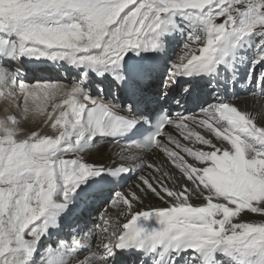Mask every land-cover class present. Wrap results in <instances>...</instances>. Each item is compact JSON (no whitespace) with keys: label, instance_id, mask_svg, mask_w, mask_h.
I'll use <instances>...</instances> for the list:
<instances>
[{"label":"snow or ice","instance_id":"obj_1","mask_svg":"<svg viewBox=\"0 0 264 264\" xmlns=\"http://www.w3.org/2000/svg\"><path fill=\"white\" fill-rule=\"evenodd\" d=\"M174 30L186 31L187 38L165 88L180 76L208 75L211 83L223 71L232 73L231 83L234 57L251 47L247 82L255 85L254 98L259 89L264 107V70H258L264 69V0H0V86L18 88L24 114L43 111L41 103L57 93L66 96L46 114L56 135L21 136L15 117L0 119V264H36L42 248L40 264H119L129 249L151 264H264V113L217 99L175 118L165 111L153 124L134 100L117 103L85 87L90 71L108 74L131 99L142 72L124 57L163 50L164 37ZM22 59L83 71L70 87L17 84L20 74L10 64ZM145 125L152 130L137 138ZM104 137L124 142L119 160L86 162L81 154ZM152 149L179 170L180 179L150 164L153 173L139 176L135 188L164 206L137 209L142 200L136 191H116L109 203L124 206V222L101 213L103 227H73L82 185L132 172L126 162ZM65 227L67 238L58 235L43 247Z\"/></svg>","mask_w":264,"mask_h":264},{"label":"bare ground","instance_id":"obj_2","mask_svg":"<svg viewBox=\"0 0 264 264\" xmlns=\"http://www.w3.org/2000/svg\"><path fill=\"white\" fill-rule=\"evenodd\" d=\"M177 31V30H176ZM174 34V31L169 32L168 34H166V36L164 38H168L171 37V35ZM173 39H175V37H171ZM178 40V39H177ZM184 44V43H183ZM183 44H181V48L183 46ZM250 50L246 49H241L240 50V54L237 57H234L233 59V63L236 64L237 67V74H238V70H243L245 69V62L246 60H250L251 56H252V48L249 47ZM182 52V50H180V53ZM156 55L159 57V59H162V61L160 62L161 65V74L164 72L165 70V64L170 63V61H168L169 57L167 56V53L165 52V49L163 48V50H157V51H141L139 54H137V52L135 51H129L126 56L124 57V60L127 62L128 65H130L133 60L136 61H142L140 56H144L145 58L147 56H153ZM172 56H174L173 61H176L177 58L180 56L179 52L178 53H174L172 54ZM247 56V57H246ZM239 59V60H238ZM230 77H232V73H229ZM69 77V75H68ZM243 78V76H242ZM71 86V85H70ZM61 99L58 103L62 102V99L66 98L65 95L60 94ZM3 100H5L6 102L3 101L4 104H0V112L1 110H3V113H5L3 107H6V105H8L9 108H12L13 111L16 112V105L19 104L20 106V110H23V105L20 104V102H16L15 103V98L11 97V96H5L4 98H2ZM48 99L46 101H44L43 103H41V108L43 109V111L41 112H35L38 113V116L35 115V113H31L35 118L31 121L34 122V124H30L31 122L26 121V118L28 117L29 114H24L21 113L20 115V119H24V121L21 123L20 125V119H19V132L21 133V136H26V135H30L32 132H37L41 135H56L58 134L57 129H53L51 128V126L47 123H45V119H46V114L48 112L51 111L52 108V104L49 103L47 104ZM236 102V101H235ZM15 103V104H13ZM239 108L241 109H245L248 111H254L255 113L258 114V116L261 113H264V107H261V104L259 102L258 97L256 98H249L243 101H239V105H237ZM45 107V108H44ZM48 111V112H46ZM58 114V113H57ZM26 116V117H25ZM7 116H0V119H4ZM25 125V126H23ZM26 125H29V127ZM21 126H23V128H27V134H23L21 131ZM170 134L177 136L178 138L182 139L181 137H179V133L177 132V130L174 127L170 128ZM198 131H201L202 134L203 130L202 129H197ZM165 142H167V139L165 140ZM184 143H187V141H183ZM189 146L190 147H201L198 144H192L190 142ZM124 147V145L122 144H113L110 141H107V143H98L96 142L95 147H93L92 149L88 150L85 153H82V157L83 159L88 162V163H104V164H111L113 160H119L118 154L121 152V148ZM126 150V149H125ZM205 150H207L205 148ZM136 155L139 157V159L135 160V161H127L126 163L131 164L134 166V170L132 172H129L126 175H123L117 179H110L108 178L106 181L103 182V184H105L107 186V194H114V191H124L127 192L129 189L136 191L137 195H139L141 197L142 200V204H137L136 207L137 209H139L140 207H148L149 205H154V206H158L159 204H163V201L158 200L156 197L150 195V194H144L141 193L139 191V189L135 188V185L139 183L138 177L141 175H150L153 173V169L148 167V165L150 164H155L158 166H162L165 170L172 172L177 180L180 179V173L179 170L175 169L174 165H172L170 163V161H168L166 159V157L164 156V154L158 153L157 150H154L152 152L146 153L143 151H139L136 153ZM147 157L145 160L144 158ZM66 158H73V154H70L68 157ZM189 160H191V158H188ZM94 184H92L91 186L88 185H82L81 187L85 189V191H89V189L93 186ZM84 191V192H85ZM83 192V193H84ZM90 199V194L89 192H86L84 196H82V193L80 195H78L76 198H74V205H81L83 202L88 201ZM106 201H103V204H105ZM110 205H108L109 207ZM160 206H164V205H160ZM125 216H122V220H124ZM252 219L255 220H259L260 217L256 216V217H252ZM111 220L113 222H115V220H113L111 218ZM124 222V221H123ZM122 223V222H121ZM76 227V225L74 226ZM54 233V232H53Z\"/></svg>","mask_w":264,"mask_h":264},{"label":"rangeland","instance_id":"obj_3","mask_svg":"<svg viewBox=\"0 0 264 264\" xmlns=\"http://www.w3.org/2000/svg\"><path fill=\"white\" fill-rule=\"evenodd\" d=\"M175 34H176V30H174V34H172L171 37H175ZM172 60H173V59H172ZM164 64L166 65V63H164ZM16 109H17V108H16ZM1 115H2V116H3V115L6 116V113H3V110H1V112H0V116H1ZM35 115L38 116V113H35ZM25 117H26V116H25ZM19 119H20V118H19ZM19 119L16 120V121H17V127H18V129H19ZM23 121H24V119H22V120L20 119V125H21V123H22ZM26 121H27V120H26ZM31 121H32V120H31ZM31 121H30V122H31ZM24 122H25V121H24ZM30 124H34V122H31ZM23 126H25V125H23ZM23 126H21V128H20L21 131H22L23 134H27V129H26V128H23ZM27 126L29 127V125H26V127H27ZM20 134H21V133H20Z\"/></svg>","mask_w":264,"mask_h":264}]
</instances>
